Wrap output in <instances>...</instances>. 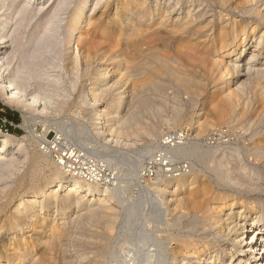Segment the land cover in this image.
Returning a JSON list of instances; mask_svg holds the SVG:
<instances>
[{
  "label": "rangeland",
  "instance_id": "374dc122",
  "mask_svg": "<svg viewBox=\"0 0 264 264\" xmlns=\"http://www.w3.org/2000/svg\"><path fill=\"white\" fill-rule=\"evenodd\" d=\"M240 2L135 0L128 12L123 0H0L3 79L23 98L0 85L2 264L231 262L238 248L223 220L238 221L250 201L264 216V77L220 52V32L233 57L251 25L264 32V0ZM189 9L206 23L184 27ZM80 39H93L90 53ZM102 108L110 115L97 120ZM68 154L115 179L94 214L58 187L72 177L60 160ZM154 156L179 175L150 180ZM187 178L195 184L176 186ZM231 201L237 209H213ZM192 244L203 255L186 256Z\"/></svg>",
  "mask_w": 264,
  "mask_h": 264
},
{
  "label": "bare ground",
  "instance_id": "6f19581e",
  "mask_svg": "<svg viewBox=\"0 0 264 264\" xmlns=\"http://www.w3.org/2000/svg\"><path fill=\"white\" fill-rule=\"evenodd\" d=\"M135 1V0H134ZM133 0H123L122 3V7L125 11L130 10V6L131 4H134ZM137 1V0H136ZM254 1V0H252ZM251 0H244V2H240L238 5L241 7L240 8H245L244 6H246L247 4H250L252 2ZM136 3V2H135ZM138 3V2H137ZM264 4V3H263ZM119 5V4H118ZM135 6V5H134ZM137 6V4H136ZM133 7V6H132ZM157 7V6H156ZM174 8V7H173ZM194 8V7H193ZM168 12V11H167ZM152 13V12H151ZM165 13V12H164ZM208 13V12H207ZM151 15V14H150ZM205 13H203L201 10L195 12V14H192V12L189 11L187 12L186 16L183 17V19L185 21H183V26H195L197 25L199 28V25L201 26V24H204L205 20ZM228 18V17H227ZM162 18H160L161 20ZM182 19V20H183ZM144 21V20H143ZM8 22V21H7ZM177 22V21H176ZM180 22V21H179ZM178 22V23H179ZM182 22V21H181ZM209 22V21H208ZM207 22V23H208ZM212 21H210L209 23H211ZM206 23V22H205ZM207 24L208 26L210 24ZM6 24V23H5ZM182 25V23H180ZM255 24V23H254ZM176 25V24H175ZM160 26V25H159ZM180 26V25H178ZM206 26V25H204ZM203 27V25H202ZM176 28V27H175ZM181 28V27H179ZM183 28V27H182ZM190 28V27H189ZM197 28V29H198ZM201 28V27H200ZM4 29V28H3ZM203 29H207V28H203ZM188 30V29H187ZM250 30L251 33L250 35H253L252 41H250L249 43H245V40H242L241 37L246 36L247 33V28H242V30H240V35L235 37V43H237L236 45H239V41L237 40V38L240 36V39L242 40V45H243V49L237 53L236 55H234V57L232 56L233 54V47L229 48V45L226 40H225V36L224 34H222L221 32L219 33V40H220V52L221 54H225L227 52L228 57H230V61H228L227 63H229V65L237 70L239 68H245V70L248 73L251 74H255L258 77H264V63L263 60L261 59V56L263 58L264 56V32H261L260 34H256V30H257V25H251L250 26ZM210 32V31H209ZM213 32V31H212ZM80 38V37H79ZM157 38H154V40ZM93 40V39H92ZM92 40H90L87 43H83V40L80 39L78 40V44L80 46H83L84 48H86V50L90 53V47H92ZM1 41V39H0ZM238 41V42H237ZM152 44V43H151ZM82 48V47H81ZM83 48V49H84ZM250 50L251 54H249V56H247L245 58V60L243 61L242 59L244 58V56L246 55V53ZM88 54V53H87ZM4 53H0V57L3 56ZM87 56V55H86ZM86 58V57H85ZM214 59V57H213ZM4 67V63H2V59L0 58V85H1V89L3 91H5L8 95L7 99H13V100H18L19 102H23V98L21 96L20 90L17 86V84L12 81V80H5L3 79V74H2V70ZM153 84V83H152ZM97 86V85H96ZM98 88V87H97ZM94 89H89V93L91 94H95ZM93 90V91H92ZM33 101H36V98H33ZM96 102V100H94ZM110 114L107 112L106 109H99L98 112L96 113V118L97 120H106L107 117ZM118 119H120V116L117 114ZM116 116V117H117ZM133 122V121H132ZM135 122V121H134ZM119 130V128H118ZM8 142H5L4 145H6ZM5 149L3 146L0 147V154H4L5 153ZM148 154V153H147ZM62 156L60 158V160L62 161ZM139 167L138 166V171H134V178H136V176L139 175ZM63 168V167H62ZM62 170H64L66 172V170L63 168ZM64 172V173H65ZM66 174V173H65ZM188 175V174H186ZM184 175V176H186ZM69 176V175H68ZM182 176V177H184ZM60 179V178H59ZM250 179V178H249ZM178 180V179H177ZM176 180V181H177ZM191 178H187L186 180H184L181 183H178L176 186H179L180 188L185 187L186 185L191 186L194 185L195 181L191 180ZM245 182V181H244ZM248 182H250L248 180ZM164 183V182H163ZM169 183V182H167ZM253 183V182H252ZM58 187L64 188V192H68L69 195L72 194L75 195L73 201L75 200L78 208L80 206L81 203L85 202H90V204H88L89 208L88 209L91 213H95L98 209H100L101 205H104L103 203L107 202V194H108V190L109 188L107 187H97L95 185H92L90 183H87L85 181H83L82 179H80L77 176H72L70 177V179L66 182H64L62 184V182L59 180L57 182ZM256 184V183H255ZM254 184V185H255ZM255 187H257L255 185ZM101 189V190H100ZM165 189V188H164ZM111 191V189H110ZM202 192V190H201ZM48 193V192H46ZM45 193V194H46ZM54 193V192H53ZM203 193V192H202ZM44 194V196H45ZM48 196V194H47ZM50 196V195H49ZM53 199L56 201L58 199V195L55 194L52 196ZM38 199V194L36 196H34L32 198V201L35 202V199ZM92 198V199H91ZM194 198V197H193ZM46 199V198H45ZM72 199V198H71ZM52 200V199H51ZM84 200V201H83ZM53 201V200H52ZM67 201V200H66ZM233 201V200H232ZM231 201V202H232ZM24 202V201H23ZM26 202V201H25ZM28 202V200H27ZM30 202V201H29ZM33 202L31 204H33ZM57 202V201H56ZM84 202V203H85ZM98 203L96 208H90L93 203ZM54 204V203H53ZM218 204V202H217ZM34 205V204H33ZM31 205V206H33ZM87 205V204H86ZM222 205V206H221ZM236 204L234 202H232L228 207L226 203H219V206L216 207L214 206L213 209L215 210H219L222 212V209H220L221 207L223 209H227V210H234L237 209V207L235 206ZM23 203L20 202L17 206V210H21V208L23 207ZM26 206H29L26 205ZM107 206V205H106ZM99 207V208H98ZM227 207V208H226ZM34 208V207H33ZM85 208V207H84ZM240 208L243 209V211H239L237 214L238 216V221H231L233 220L231 218L232 213H229L226 218L223 220L226 224L225 226V230H227L229 232V236L234 237L233 239V243H235V245H237V251L235 252V254H233L231 256V262L229 264H264V228L262 226H260L261 223H263L264 221V216L263 214H255L252 213V210L256 208V204L255 202H251L248 203V206L245 205H241ZM36 209V208H35ZM80 209V208H79ZM212 209V208H211ZM244 209H249L250 211H245ZM25 210V209H24ZM208 210V209H207ZM210 210V209H209ZM22 211V210H21ZM20 211V212H21ZM26 211V210H25ZM209 212V211H208ZM22 213V212H21ZM102 213V212H101ZM100 214V213H99ZM224 214V213H223ZM227 214V213H226ZM101 215V214H100ZM214 216V215H213ZM218 216V215H217ZM236 216V217H237ZM99 217V216H98ZM102 217V216H101ZM210 217V216H209ZM213 218V217H211ZM214 220H218L219 217H214ZM31 219V218H30ZM203 219V218H202ZM37 220V219H36ZM35 220V221H36ZM41 220V219H40ZM213 220V221H214ZM32 221V220H31ZM39 221V220H38ZM212 221V222H213ZM43 222V221H42ZM38 223V222H37ZM40 223V222H39ZM216 223V222H215ZM214 223V224H215ZM236 223V224H235ZM218 224V223H216ZM220 224V223H219ZM40 225V224H39ZM42 225V224H41ZM216 226V225H215ZM264 226V225H263ZM40 227V226H39ZM214 227V226H213ZM222 228V227H221ZM54 231V229H53ZM14 246V245H13ZM12 247V246H11ZM16 249V248H15ZM188 249V251L185 252V255H190L188 252L190 250V252H192V254L198 253L199 255H203L202 252H204V248L202 247H195L194 244L192 245H188L186 250ZM19 251V250H18ZM206 253V252H205ZM21 257V256H20ZM36 258V257H35ZM216 258V255H209V258L206 262V264H213V260ZM218 258V257H217ZM25 256H22V264H27L28 262L25 261ZM34 260V259H33ZM157 261V260H156ZM159 261V260H158ZM19 263V262H18ZM160 263V262H158ZM163 263V262H161ZM184 263V262H183ZM0 264H2L0 262Z\"/></svg>",
  "mask_w": 264,
  "mask_h": 264
},
{
  "label": "built area",
  "instance_id": "2783aa9c",
  "mask_svg": "<svg viewBox=\"0 0 264 264\" xmlns=\"http://www.w3.org/2000/svg\"><path fill=\"white\" fill-rule=\"evenodd\" d=\"M62 161L61 165L67 169V172L71 176H77L83 181L90 183L92 185H95L97 187H115V179L113 177H106L104 175H101L100 173H96V171L88 170L81 168L78 163H77V156L74 155H64L62 156ZM166 157H161V156H154L149 159L148 166L145 168L147 176L150 180L158 181L159 178L162 176L164 178L170 179L175 176H178L179 174L177 173L178 170H170L167 169V163L166 162ZM78 165L79 167H76ZM160 167L165 168V171L161 170ZM177 171V172H176Z\"/></svg>",
  "mask_w": 264,
  "mask_h": 264
},
{
  "label": "trees",
  "instance_id": "16d2710c",
  "mask_svg": "<svg viewBox=\"0 0 264 264\" xmlns=\"http://www.w3.org/2000/svg\"><path fill=\"white\" fill-rule=\"evenodd\" d=\"M10 118H11V116H10ZM14 121H15V122H18V119H17V117H14Z\"/></svg>",
  "mask_w": 264,
  "mask_h": 264
}]
</instances>
